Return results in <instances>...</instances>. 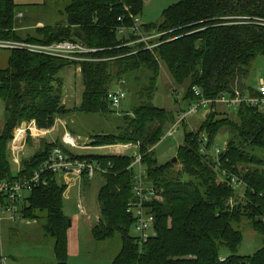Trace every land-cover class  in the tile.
I'll return each instance as SVG.
<instances>
[{"label": "trees", "instance_id": "16d2710c", "mask_svg": "<svg viewBox=\"0 0 264 264\" xmlns=\"http://www.w3.org/2000/svg\"><path fill=\"white\" fill-rule=\"evenodd\" d=\"M56 1L65 2L60 22L25 30V17H18L20 4L0 0V39L38 44L69 40L98 50L84 53L89 60L83 61L9 50L6 67L0 69L4 120L0 180L12 183L29 176L52 147L73 154L59 140L45 143L14 172L9 143L22 122L50 129L57 118L76 112L115 114L112 132L90 134L79 144L86 148L131 144L141 155L144 183L154 188L158 198L143 203L154 221L150 237L141 242L135 231V212L129 211L136 201L130 167L134 156L76 154L104 169L99 172L104 183L97 191L98 223L89 233L98 243L118 239L109 264H264V243L252 255L238 254L243 235L237 228L246 219L264 237V101L241 102L235 107L214 101L200 110L206 113L197 129H186L190 116L180 125L185 129L175 161L159 163L154 154L179 114L201 99L260 96L257 88L245 84V77L252 62L264 54V0H178L161 12L159 22L142 23L149 37L146 41L130 31L117 34L119 27H130L133 18H139L145 0ZM70 65L79 67L83 84L81 100L72 108L62 102L63 80L58 76ZM162 67L178 103L175 113L152 102ZM115 85L135 98L130 112L119 114L110 107L106 92ZM227 108L235 111V119ZM223 128L228 137L218 159L211 152H201L202 138L206 137L209 151ZM57 175L50 174L46 186L32 187L24 196L17 222L43 214L44 234L53 237L55 264H67L66 185L58 182ZM230 176H235L237 184L230 182ZM132 228L136 235L131 234Z\"/></svg>", "mask_w": 264, "mask_h": 264}, {"label": "rangeland", "instance_id": "374dc122", "mask_svg": "<svg viewBox=\"0 0 264 264\" xmlns=\"http://www.w3.org/2000/svg\"><path fill=\"white\" fill-rule=\"evenodd\" d=\"M20 4L19 12L25 16L23 25L25 30H32L38 25H53L63 18L60 11L63 9L65 2L56 0H15ZM178 0H145L139 19L143 24H155L160 21L161 12L168 6L176 3ZM9 50L0 48V69L6 67ZM79 67L72 65L64 67L58 76L63 80V94H65L64 103L67 107H74L81 100V93L83 84L78 71ZM264 81V54L258 56L251 64L248 75L245 77V84L249 85L251 89H256L260 81ZM172 83L166 70L162 67L157 79L156 90L153 95V104L165 108L167 110L176 112L178 103L175 101V95L172 93ZM180 94L183 88L178 89ZM181 96V95H180ZM135 98L132 97L129 91H126V96L122 100L117 112L119 114L128 113ZM3 103L0 101V127L3 124ZM222 108H218L221 111ZM230 115L235 119V111L233 109H226ZM206 110H202L196 115L188 118L186 129H197L201 121L205 117ZM116 115L102 116L98 114H85L81 112L73 113L72 115L62 119L63 125H58V118L55 120L53 128L49 130L44 138H36L33 145L26 144V150L23 156L30 155L34 149L39 148L41 142H54L57 138L61 143L65 144L62 136L68 130L67 125L76 131L80 136L81 142L85 141L90 134L107 132L113 130V124L117 120ZM33 122V121H31ZM34 123V122H33ZM27 126L29 124L27 123ZM66 127V131L64 129ZM25 129L24 136L20 142H30L31 137L29 129ZM184 127L179 126L171 137L160 140L154 149V154L159 163L174 157L177 146L181 143L184 134ZM69 131V130H68ZM70 132V131H69ZM228 137V132L225 128L221 129L216 135L212 147V154H215V148L223 150L225 142ZM51 140V141H50ZM53 140V141H52ZM72 153L79 155L87 154H109L114 149H120L121 153L135 156L137 150L134 147L124 148L122 146H106L98 149L86 150L70 148ZM19 149L16 150V152ZM20 151V150H19ZM22 152V151H20ZM264 157V153L262 154ZM264 170V166H263ZM59 183H64L66 189L63 194V212L70 219V226L68 227L67 240L69 248V257L67 264H109L113 254L117 251L119 246L118 239L98 243L94 241L89 233V228L94 227L99 216V203L97 200V191L104 183V177L101 173H96L94 176H81L79 178L70 177L68 181H63L62 178H57ZM80 202L84 208L82 212L77 208V203ZM1 211L3 209L1 208ZM39 218L35 221L27 219L22 223H17L18 231L10 230L11 225L14 224L8 221L7 214L3 213L0 221V246H2V253L8 261H13V258L18 256L22 264H50L53 256L51 250L46 246H42V241H49L52 243L53 237L46 235L43 238L41 226L44 224V215L39 214ZM14 226V225H12ZM242 232L243 240L239 247L238 254L247 256L252 255L264 243V237L258 235L247 222L246 219L237 226ZM132 235L136 232L131 230ZM75 245L72 247V244ZM36 247H33L34 245ZM2 254V255H3ZM36 257V258H35ZM40 259V260H36ZM20 264V263H19Z\"/></svg>", "mask_w": 264, "mask_h": 264}, {"label": "built area", "instance_id": "2783aa9c", "mask_svg": "<svg viewBox=\"0 0 264 264\" xmlns=\"http://www.w3.org/2000/svg\"><path fill=\"white\" fill-rule=\"evenodd\" d=\"M21 14L18 15L20 17ZM119 19V18H118ZM120 20V19H119ZM130 27H119L117 30L118 35L124 34L126 31H130L133 34H137L139 40L146 41L149 37L143 33V24L141 23L138 17H134ZM0 48L2 49H22L34 53L59 57L63 59H69L74 61H83L89 60V58L83 56L84 53H89L96 51L98 49L89 48L81 42H72L69 40L56 41L50 44H38L30 43L24 41H13V40H4L0 39ZM257 91L260 93V96L257 98H251L247 96H220L214 100L201 99L197 103L189 106L185 111L181 112L178 116L177 121L168 129L162 139L166 137H171L173 132L186 121L189 116L195 115L202 108L208 106L212 102H221L228 106L235 107L241 102H249L254 105L258 102L264 101V81L261 80ZM198 92V91H196ZM126 96V90H124L120 85H115L110 87L106 92V98L109 101L110 107L113 109H118L122 100ZM22 124V123H21ZM21 124L16 127L13 131V138L10 142V149L17 150L21 147L23 142H20L24 136L25 129H29L30 126H27L25 122L24 126ZM63 140L67 145L75 147L76 144L73 142L71 135L66 132L63 135ZM207 143L206 137L202 138L200 151L203 153L212 154V150L207 151L205 144ZM86 147V146H85ZM124 148L131 147V144L123 145ZM212 149V148H211ZM216 159H218V154L221 152L218 148H215ZM130 167L134 169V179H133V191L136 195V201L129 206V211L132 209L136 215V224L135 231L139 236L141 242L146 241L151 233L153 228V215L145 212L143 203L148 201L151 197L158 198L154 193V188L148 187L144 183L145 169L141 164V155L138 153L134 156L133 161L130 164ZM104 172L97 163L87 161L85 159L79 158L76 154H67L59 146L52 147L49 151L47 157L34 169L29 176L22 177L18 180L13 181L12 183L7 182L6 180H0V197L1 208L3 213L7 214L6 218L8 221L13 223L17 222L20 217L17 216L19 211V203L22 201L24 196L31 191L32 187L43 185L46 186L48 183V176L50 174L62 175L65 181L67 177L73 176L74 178H79L82 175L93 176L95 173ZM224 174V171L222 172ZM230 182L232 184H237L235 176H230ZM77 207L83 212L84 208L81 204H77ZM0 264H8L6 257L0 255Z\"/></svg>", "mask_w": 264, "mask_h": 264}, {"label": "crops", "instance_id": "0c3cea01", "mask_svg": "<svg viewBox=\"0 0 264 264\" xmlns=\"http://www.w3.org/2000/svg\"><path fill=\"white\" fill-rule=\"evenodd\" d=\"M18 3V2H17ZM19 4V3H18ZM19 14H21V16H20V18H22V17H25L24 16V14L22 13V12H18V15ZM78 69V71H79V68H77ZM64 98H65V94H63V97H62V102L64 103ZM65 104V103H64ZM67 106V105H66ZM62 119H64V118H58V120H59V122H57L58 123V125H63V123H62ZM29 124V136L31 137V139H30V142H27L26 140L23 142V144L21 145V147L19 148V150L20 151H22V152H20L19 150L16 152V150H11L10 149V152H9V159H10V164H11V168H12V170L14 171V172H17V171H19L20 170V168H21V166H22V163H23V161H25V160H28L36 151H38L39 149H41L42 148V146L45 144V143H51V142H45L44 140L41 142V144H40V146H39V148H37V149H34V151H32L33 153L32 154H30V155H27V154H25L26 156H23V155H21V154H24L25 153V150H26V147L27 146H25L26 144H29V145H33V142H35L36 141V138H44L47 134H49L48 132H49V130L50 129H52L53 127H51L50 129H39V128H37L36 127V125L33 123V122H30V123H28ZM64 129H65V131H66V127L64 126ZM66 132H68L69 134H71L68 130L66 131ZM65 132V133H66ZM71 137H72V140H73V142L76 144V146L75 147H73V146H70V145H65V144H63L67 149H69L70 151H71V149L70 148H76V149H86V150H92V149H98L97 147H85V146H83L82 144H79L81 141H80V139H79V135H72L71 134ZM62 138H63V136H62ZM35 140V141H34ZM56 140H58L57 138L55 139V141ZM51 141V140H50ZM53 141V140H52ZM10 146V145H9ZM116 146H122V145H116ZM113 153H121L120 152V149H114V151H113ZM74 154H77V153H74ZM59 176V177H58ZM57 178H62L63 179V181H65L64 180V178L62 177V175H57ZM68 179H70V177H67V180ZM3 213H2V211H1V200H0V221L2 220V215ZM24 220H20L19 221V223H22ZM33 221H35V220H33ZM18 223V222H17ZM16 222L14 223V224H12V225H14V226H12L11 225V228H10V230H13V231H18V229L16 228L18 225H16L17 224ZM41 232H43V238H45V234H44V231H43V228H42V226H41ZM69 241V240H68ZM42 243H43V245L42 246H46L48 249H50L51 250V253H52V256H53V258H52V260L51 261H49V263L50 264H55V259H54V255H53V251H52V243L51 242H49V241H42ZM75 245V243L74 244H72V247ZM37 245L35 244L33 247H36ZM2 251H3V249H2V246H0V255H2L3 253H2ZM68 253H69V248H68ZM2 256H4V254L2 255ZM5 257V256H4ZM68 257H69V255H68ZM36 258V257H35ZM7 259V262H8V264H22L21 263V261H20V258L18 257V256H16V258H13V261H11V262H9L8 261V258H6ZM36 260H40V259H36ZM32 264V263H31ZM36 264H40V263H36Z\"/></svg>", "mask_w": 264, "mask_h": 264}, {"label": "water", "instance_id": "95a60500", "mask_svg": "<svg viewBox=\"0 0 264 264\" xmlns=\"http://www.w3.org/2000/svg\"><path fill=\"white\" fill-rule=\"evenodd\" d=\"M5 118H7V113H5ZM24 124H25V122H22L21 126H24ZM9 145H10V143H9ZM175 160H176V158L173 157L172 161H175ZM68 225L70 226V219L68 220Z\"/></svg>", "mask_w": 264, "mask_h": 264}]
</instances>
